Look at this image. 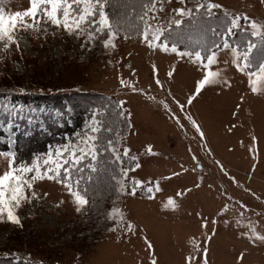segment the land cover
<instances>
[{
    "label": "rangeland",
    "instance_id": "rangeland-1",
    "mask_svg": "<svg viewBox=\"0 0 264 264\" xmlns=\"http://www.w3.org/2000/svg\"><path fill=\"white\" fill-rule=\"evenodd\" d=\"M208 2L222 6L214 13L224 14L227 10L241 17L236 29L251 34L252 22L264 26L261 0ZM29 7L30 0H0V14L4 15H15ZM182 7L195 8L189 3L168 2L163 12L154 15L163 24L168 18H180L174 10ZM15 37L19 50L13 44L10 56L0 52L4 56L0 63V153L12 151L19 157L22 135L29 127L40 126L42 133L50 134L42 114L49 115L54 110L53 121H60L64 112H71L76 104L85 105L89 100L86 96L104 95L117 103L126 102L123 110L130 113V133L122 148L130 150L131 159L136 157L127 177L130 187L133 179L144 186L137 189L135 196L122 195L110 204L109 212L113 207L123 212L122 223L109 220L108 226H94V231L85 233L82 208L76 211L67 190L48 180L36 182L38 199L14 209L21 226L7 222L6 214L4 222H0L1 259L31 264H151L155 259L157 264H185L191 255L192 264H200L206 247L208 264H264V242L249 240L245 235L249 225L264 235V89L251 91L246 74L249 69L246 73L237 71L230 62V50H219L218 63L212 70L222 71L231 86H207L188 105L187 99L193 95L202 71L186 59L148 49L141 38L118 36L116 48L105 49L102 39L86 43V37L69 36L62 27L50 23H41V31L34 34L18 27ZM153 64L158 66L163 89L154 82L157 77L152 72ZM171 65H176V71L168 79ZM121 78L143 89L144 94L123 87ZM19 88L27 94H20ZM149 96L155 100H149ZM56 98L67 100L62 101V108L52 110ZM25 100L43 105L39 102L38 107ZM160 100L170 105L183 128L163 109ZM174 101L184 105V110ZM185 116L200 125L205 140L194 132ZM30 146L31 150L37 149ZM250 147L256 149L255 160ZM30 148L29 153L20 155V163H42L47 158L49 152L34 156ZM197 161L202 170L196 167ZM6 170L7 161L0 156V174ZM157 181L162 190L149 194L147 187H154ZM149 195L153 198L149 199ZM169 197L176 201L174 210L165 208ZM225 204L228 210L219 215ZM204 220L208 221L207 229L201 227ZM213 220L217 223L213 224ZM128 223L134 225L133 233L127 231ZM209 236L211 239H207ZM145 239L153 249H147ZM194 242L200 251L194 248Z\"/></svg>",
    "mask_w": 264,
    "mask_h": 264
},
{
    "label": "snow or ice",
    "instance_id": "snow-or-ice-1",
    "mask_svg": "<svg viewBox=\"0 0 264 264\" xmlns=\"http://www.w3.org/2000/svg\"><path fill=\"white\" fill-rule=\"evenodd\" d=\"M170 0H143L142 11L143 14L139 17L142 22V28L138 24L136 31L138 36L146 47L154 52L174 55L175 59L185 60L194 66H197L201 71V78L195 83V90L193 95L187 99V104L191 105L193 99L201 94V92L207 87L216 84H223L231 86L229 80L223 75L220 70H212V66L218 63V53L221 49L230 50L231 63L236 67V70L242 73H246L252 65L253 49L257 47L254 43H249L247 48L240 52L238 48L231 47L227 39H224L221 44L214 43L213 47L208 44V32L211 31L215 34V29L203 26L205 17L212 18L214 9H221V5L216 3H210L208 0L200 2L195 0L194 9L179 8L175 9V18L171 17L166 19L165 23H159V17L155 16L156 12H163L165 4ZM184 3V0H180ZM109 0H30V7L22 12H18L15 15L0 14V52L11 55L9 51L11 45L15 44L17 50L20 48V43L15 37V32L19 27L22 30H31V32L38 33L41 31V23L55 26L57 28H63V30L69 35L79 39L81 36L86 37V43H94L97 39H102V46L105 49H115V41L118 34L122 30V24L119 20L111 21L109 15L106 12V6ZM264 4V0H261ZM159 5V7H157ZM203 10V11H202ZM149 13H153V16L148 17ZM224 16L226 18V32L228 35L232 34L233 29L240 27L239 16H232L227 10H224ZM187 17L191 26L196 28L197 36L195 39L196 48L199 50L190 49L189 45H185V50L179 49V44L184 42L183 29L181 27L184 23L183 18ZM29 18L32 20L28 22ZM244 20H248L245 16ZM151 20V22H150ZM155 24V26H153ZM252 29V35L260 37L259 49L264 57V31H261L262 27L255 22L250 24ZM46 33L47 29H43ZM125 39L129 38L125 33ZM191 42V37L189 38ZM207 53L206 55L204 53ZM4 56L0 55V63L3 62ZM228 61H226L227 63ZM18 67V66H17ZM176 71V65H171L170 70L167 72V78L172 79ZM152 72L155 78V84L163 89V82L158 78V66L152 65ZM249 77V86L253 93H257L264 89V58H262L258 70L256 72H247ZM254 77V79H253ZM120 83L125 88H130L133 93L144 94L143 89H138L130 85L127 81L121 78ZM20 94H27L24 88L18 89ZM170 95V93H169ZM149 100H155V97L149 96ZM181 111L184 110V105L179 101H174ZM159 103L163 109L171 116L178 127L183 128L181 120L177 117L170 108V105L164 100H160ZM126 106V102L119 101L117 103V115L120 117L128 116L130 119V113L123 111ZM185 119L189 120L194 132L199 134L201 140H205L204 133L200 125L192 119L190 116H185ZM103 129L102 121H99L94 115L92 117V123L80 134V138L75 143H69L61 145V147L54 149L47 154V158L43 159L42 163L39 160H33L30 164L16 163L15 152L9 151L6 153H0V156L4 157L7 161V170L0 174V222H4L3 218L6 214L7 222L21 226L20 218L15 214L14 209L20 208L24 203H30L33 199H38V194L34 189V185L38 181L48 180L56 184L62 185L67 190L68 194L72 197L73 203L77 206L76 211L80 212L81 208L89 203L87 192L89 191L87 185L83 189L80 188L81 183L84 181L83 173L87 170L88 181L91 180V174L98 171L99 156L101 149L104 151H111L116 160L122 159V157L116 152L111 140L106 145L101 144V133ZM255 141V137H253ZM253 153V159H256V149L250 147L249 149ZM148 153L151 154V147L148 148ZM130 150L125 148L123 150V156H128ZM209 154L210 150H209ZM136 160V157H132ZM193 160L197 158L193 156ZM219 163V162H217ZM140 165L137 163L136 168ZM197 168H201V165L197 161ZM221 171L223 167L221 166ZM180 173H174L179 175ZM121 179L117 180L116 197L119 199L122 195L135 196L137 189L142 188L143 182L133 179L131 181L130 190L127 189L126 184L123 182L127 178L128 171L121 170ZM224 175H228L224 172ZM170 177H166L168 179ZM231 178V177H230ZM116 179V177H113ZM147 192L151 194L153 191L159 192V181L156 182L154 187H147ZM83 193V194H82ZM44 195H47L45 193ZM183 195L177 193V196ZM149 199L153 197L149 195ZM231 199V197H229ZM171 207L173 210L176 207V201L169 197L166 201L165 208ZM242 208L247 209L246 205L241 204ZM228 210V205L225 204L219 215H223ZM243 215V213L241 214ZM109 220L115 221L120 224L124 220V214L119 208L113 207L107 217ZM213 224L217 223L216 220L212 221ZM240 223V220H237ZM201 227L207 229L208 221L204 220ZM249 232L245 235L249 240H259L264 242V235H260L256 232V228L249 225ZM126 229L129 233L134 232V225L128 223ZM114 230V229H113ZM214 234V233H213ZM211 239V237H207ZM147 249H153V245L145 239ZM194 248L200 251L199 245L194 242ZM208 249L205 247L202 249V260L200 264H208ZM193 257L189 255L186 257L185 264H192ZM242 259V257H241ZM151 264H157L155 259L151 260Z\"/></svg>",
    "mask_w": 264,
    "mask_h": 264
},
{
    "label": "trees",
    "instance_id": "trees-1",
    "mask_svg": "<svg viewBox=\"0 0 264 264\" xmlns=\"http://www.w3.org/2000/svg\"><path fill=\"white\" fill-rule=\"evenodd\" d=\"M170 2H180V0H170ZM142 3L143 0H109L108 5L106 6V12L111 21L119 20L121 22L122 30L118 34L120 38H124L125 33H127L129 38H140L137 34L136 26L139 24L142 28V22L139 19L143 14ZM184 3H189L195 6V0H184ZM158 6L159 5H157V7ZM152 16L153 13H149L146 18ZM183 20L184 23H182L181 27L183 29L184 42L179 44V49L185 50V45L188 44L190 49L199 50L195 45V39L197 36L196 28L190 25L187 17ZM203 26L215 29V34L211 31L208 32V44L213 47V49V42L222 45L224 39H227L230 45L238 48V51L240 52H243L249 43L257 45V47L253 49L255 52L251 57L252 65L249 68V71L255 72L258 69L262 58H264L262 56L260 57L261 52L258 46L260 45V38L253 37L249 32L243 29H233L231 34L232 37L227 38L226 18L224 14L221 13H214L212 18L205 17ZM190 37L191 42L189 41ZM204 54L206 55L207 53L205 52ZM258 57H260L261 60L256 63L255 60L260 59ZM86 97H89V100H85V105L76 104L71 112H64L63 119L60 121L56 120L55 122L53 121L55 117L53 109L56 110L59 107L62 108V101L64 102L67 99H54L52 101L54 103L52 105L53 112L49 115L42 114V120L46 121L44 126L48 128L50 134L42 133L40 126L37 128L29 127V131H25L24 135H22L24 143L22 142V149H19V157L17 156L16 158V163L18 165L20 164L19 160H21L20 155L23 153H29L30 145L36 146L37 149L42 148V150H31L30 148V153L35 152L36 154L33 155L36 156L45 154L51 150L53 151L54 149L61 147V145L74 143L80 138V134L92 123V117L94 115H96L99 121H102L104 130H102L101 133V144L106 145L107 142L111 140L116 152L122 157V159L116 160L111 151H104L101 149L98 171L91 174L90 181L87 179L89 175L88 171L86 170L83 173L84 181L81 183L80 188L83 189L85 185H87L89 189L86 197L89 203L82 207V214L86 219L85 233L94 231V226L106 227L110 224V221L107 218L109 214V206L117 200L116 187L117 180L121 179V170L124 169L129 172L133 169L135 164L134 160L129 156H123L122 142L130 133L128 117H120L116 114L117 102L109 97L104 95H91ZM57 100H59V102H57ZM25 101L26 103H37L36 105H38V107L40 105V101ZM41 104L43 105V103ZM24 129H26V127H24ZM30 157L32 156L30 155ZM30 157L28 159H30ZM24 161L28 160L24 158ZM113 177H116V179H113ZM123 182L126 184L127 189L131 188L128 177L124 179ZM0 264L31 263L0 258Z\"/></svg>",
    "mask_w": 264,
    "mask_h": 264
}]
</instances>
